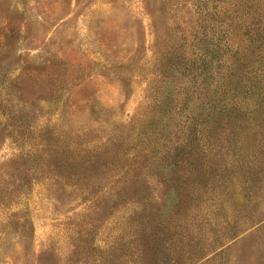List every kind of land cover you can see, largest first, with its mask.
I'll list each match as a JSON object with an SVG mask.
<instances>
[{
    "label": "rangeland",
    "instance_id": "obj_1",
    "mask_svg": "<svg viewBox=\"0 0 264 264\" xmlns=\"http://www.w3.org/2000/svg\"><path fill=\"white\" fill-rule=\"evenodd\" d=\"M0 264H264V0H0Z\"/></svg>",
    "mask_w": 264,
    "mask_h": 264
}]
</instances>
